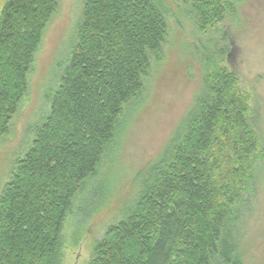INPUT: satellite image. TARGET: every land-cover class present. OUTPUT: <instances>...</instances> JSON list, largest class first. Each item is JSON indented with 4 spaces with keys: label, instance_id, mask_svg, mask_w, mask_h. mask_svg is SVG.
I'll return each mask as SVG.
<instances>
[{
    "label": "trees",
    "instance_id": "obj_1",
    "mask_svg": "<svg viewBox=\"0 0 264 264\" xmlns=\"http://www.w3.org/2000/svg\"><path fill=\"white\" fill-rule=\"evenodd\" d=\"M239 0H194L206 31ZM56 0H5L0 10V137ZM167 25L153 0H85L50 110L0 193V264H59L72 201L112 144L122 106L162 58ZM236 74L214 64L168 162L155 167L129 214L93 245L87 264H247L238 221L264 156Z\"/></svg>",
    "mask_w": 264,
    "mask_h": 264
},
{
    "label": "rangeland",
    "instance_id": "obj_2",
    "mask_svg": "<svg viewBox=\"0 0 264 264\" xmlns=\"http://www.w3.org/2000/svg\"><path fill=\"white\" fill-rule=\"evenodd\" d=\"M153 1L167 25L162 58L151 57L143 91L122 106L112 144L76 193L60 233L59 264H87L94 243L134 208L155 167L169 161L176 137L197 111L206 74L215 63L233 71L240 89L249 94L250 120L264 152V0H239L235 13L206 31L198 29L194 0ZM84 2L56 0L33 56L27 91L8 132L0 137V193L49 113L52 92L75 45ZM255 165L238 231L246 263L264 264V156Z\"/></svg>",
    "mask_w": 264,
    "mask_h": 264
},
{
    "label": "bare ground",
    "instance_id": "obj_3",
    "mask_svg": "<svg viewBox=\"0 0 264 264\" xmlns=\"http://www.w3.org/2000/svg\"><path fill=\"white\" fill-rule=\"evenodd\" d=\"M134 99V98H133ZM252 100V99H251Z\"/></svg>",
    "mask_w": 264,
    "mask_h": 264
}]
</instances>
